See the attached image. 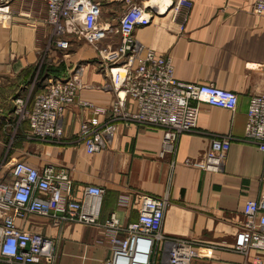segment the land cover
I'll use <instances>...</instances> for the list:
<instances>
[{
    "label": "crops",
    "instance_id": "crops-1",
    "mask_svg": "<svg viewBox=\"0 0 264 264\" xmlns=\"http://www.w3.org/2000/svg\"><path fill=\"white\" fill-rule=\"evenodd\" d=\"M94 1L100 3V23L116 24L126 6L125 0ZM128 1L154 13L150 24L134 30L139 43L169 58L177 80L236 93V108L200 103L194 130L180 134L172 153H160V129L120 122L104 135L100 151L87 153L79 125L94 114L78 104L63 112L60 143L29 140L27 122L14 125L16 96L42 91L47 80L65 76L77 64L83 65L79 99L106 107L113 94L104 87L107 78L90 45L74 40L68 50H56L44 2L13 0L8 18L0 20V179L9 176L13 161L23 160L38 169L52 164L67 170L64 192L72 199L81 200L86 184L104 189L91 198L98 224L57 227L35 214L17 218L15 224L56 240L57 264H104L116 238L104 226L109 215L126 225L137 219L138 194L166 196L160 229L164 240L149 255L150 264H169L168 238L194 244L198 255L191 264H255L263 252L243 255L232 244L244 203L264 196V152L243 138L249 99L264 91V12H253L252 0ZM41 62L44 76L35 78L33 67ZM98 119L107 121L104 115ZM219 136L230 138L223 165L217 172L206 171L204 153L210 139ZM121 197L126 198L123 205L118 204Z\"/></svg>",
    "mask_w": 264,
    "mask_h": 264
},
{
    "label": "built area",
    "instance_id": "built-area-1",
    "mask_svg": "<svg viewBox=\"0 0 264 264\" xmlns=\"http://www.w3.org/2000/svg\"><path fill=\"white\" fill-rule=\"evenodd\" d=\"M13 0H0V20H6ZM46 6V23L52 30L56 50H68L74 40H82L95 51L97 67L106 75L104 84L113 99L106 107L79 99L84 87L83 65H74L65 76L46 81L42 91L31 89L13 99L14 125L26 121L29 140L60 143L61 118L71 104L89 108L94 114L79 125V136L87 153L100 151L104 135L114 123L137 124L162 131L161 154L172 153L180 134L196 126L199 104L204 102L228 110L237 105V94L211 83L177 80L170 59L139 43L134 37L137 27L151 23L154 13L144 4L126 1L116 24L100 23V3L94 0H42ZM252 11L264 12V0H252ZM39 69V68H37ZM38 72L35 74L37 78ZM106 116L100 123L98 116ZM244 140L264 152V91L252 95L246 112ZM229 136L213 137L203 156L202 168L217 172L227 154ZM6 164V163H4ZM9 176L0 179V262L7 264H57L58 242L42 234L21 229L15 219L29 214L46 217L51 224L78 222L98 224L91 198L100 197L104 189L95 184L83 187L81 200L65 194L69 174L52 164L35 168L16 160L7 169ZM264 176V166L262 170ZM137 219L122 225L111 213L104 226L116 236L111 258L104 264H137V256L149 255L164 240L161 225L168 204L166 196L137 195ZM125 197L118 204L123 205ZM243 221L235 235L232 249L243 255L250 250L263 252L255 264L264 263V196L247 200L242 208ZM169 264H191L198 255L192 242L168 238Z\"/></svg>",
    "mask_w": 264,
    "mask_h": 264
},
{
    "label": "bare ground",
    "instance_id": "bare-ground-1",
    "mask_svg": "<svg viewBox=\"0 0 264 264\" xmlns=\"http://www.w3.org/2000/svg\"><path fill=\"white\" fill-rule=\"evenodd\" d=\"M146 263V257L145 254L140 253L137 256V264H145Z\"/></svg>",
    "mask_w": 264,
    "mask_h": 264
},
{
    "label": "trees",
    "instance_id": "trees-1",
    "mask_svg": "<svg viewBox=\"0 0 264 264\" xmlns=\"http://www.w3.org/2000/svg\"><path fill=\"white\" fill-rule=\"evenodd\" d=\"M44 69V68H43ZM43 71L44 70H42L41 68H39V69H37V66H34L33 67V75H35L37 72H38V74H37V78H41L42 77V75H43ZM46 74H48V73H46ZM44 76V75H43Z\"/></svg>",
    "mask_w": 264,
    "mask_h": 264
},
{
    "label": "rangeland",
    "instance_id": "rangeland-1",
    "mask_svg": "<svg viewBox=\"0 0 264 264\" xmlns=\"http://www.w3.org/2000/svg\"><path fill=\"white\" fill-rule=\"evenodd\" d=\"M42 62H43V61H42ZM42 62L40 63L41 65L39 66V68H41V69L43 68V63H42ZM38 64H39V63H38Z\"/></svg>",
    "mask_w": 264,
    "mask_h": 264
}]
</instances>
